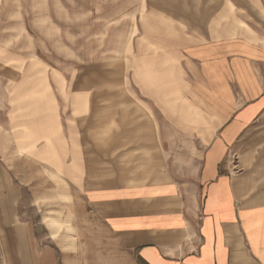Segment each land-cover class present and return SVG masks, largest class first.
<instances>
[{"label": "crops", "instance_id": "obj_1", "mask_svg": "<svg viewBox=\"0 0 264 264\" xmlns=\"http://www.w3.org/2000/svg\"><path fill=\"white\" fill-rule=\"evenodd\" d=\"M139 22L129 59L140 122L110 105L123 102L116 95L93 96L94 72L67 84L57 69L22 68L34 83H0V111L9 108L0 126V264H68L24 210L30 153L46 159L43 171L69 173L70 196L72 187L84 192L133 264H264V0H149ZM1 58L8 76L13 56ZM155 106L176 139L198 141L194 215L172 164L153 159L164 155L159 126L133 163L119 152L128 121L137 127L130 138H148ZM95 131L107 140L99 161Z\"/></svg>", "mask_w": 264, "mask_h": 264}, {"label": "rangeland", "instance_id": "obj_2", "mask_svg": "<svg viewBox=\"0 0 264 264\" xmlns=\"http://www.w3.org/2000/svg\"><path fill=\"white\" fill-rule=\"evenodd\" d=\"M148 5L149 0H0V83L7 85L9 90L17 83H34L35 79L22 73V68H30L29 74L31 69H57L63 72L67 84L79 74L78 82H85V79L87 82L90 76L87 73L94 72L93 96L116 95L119 97L116 99L123 102L110 105L125 108L130 119L135 120L136 112L140 122L142 113L140 115L135 110L144 102L134 88L133 65L129 58L133 42L139 36V19L142 21L145 17ZM5 39L7 43H4ZM3 54L8 60L13 56L8 76L1 75L5 73ZM102 77L114 90L104 92L103 83H99ZM116 84L125 85V90L118 91ZM139 99L142 101H137ZM8 111L9 108L0 111V126L6 125ZM159 112L158 107H153L158 122L148 121V133L142 132L143 137L148 138L142 141L130 138L134 131L137 132V127L133 129V123L128 121L127 137L119 152L126 155L127 163H133L131 154L136 152L134 149L140 144L150 146L149 138L156 135L159 126L164 137L161 140L164 155L153 159L172 164V175L177 183L182 184L189 214L194 215L198 209L197 161L201 156L200 152L190 154L198 148V141L176 139L175 128L163 122ZM101 136L105 135L95 131L94 161L101 159L105 148L103 143L107 141L99 139ZM166 136H173V139H166ZM42 161L47 162L30 153L21 164L23 178L31 185L23 206L35 221L39 237L44 242L59 245L68 257V264H133L113 231L102 225V217L84 203V192L78 190L77 193L72 187L73 195L70 196L69 173L55 172L50 164L47 171H43ZM146 163H149V157H143V164L148 166ZM94 167L93 174L98 176L97 169L101 164ZM77 175L79 182L85 180V173L78 172Z\"/></svg>", "mask_w": 264, "mask_h": 264}]
</instances>
